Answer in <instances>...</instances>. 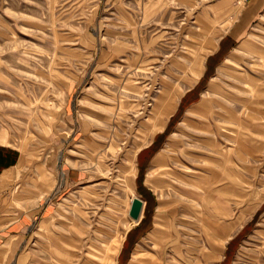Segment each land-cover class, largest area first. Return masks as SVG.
I'll use <instances>...</instances> for the list:
<instances>
[{"label": "rangeland", "instance_id": "obj_1", "mask_svg": "<svg viewBox=\"0 0 264 264\" xmlns=\"http://www.w3.org/2000/svg\"><path fill=\"white\" fill-rule=\"evenodd\" d=\"M1 146L2 264H264V0H0Z\"/></svg>", "mask_w": 264, "mask_h": 264}, {"label": "crops", "instance_id": "obj_2", "mask_svg": "<svg viewBox=\"0 0 264 264\" xmlns=\"http://www.w3.org/2000/svg\"><path fill=\"white\" fill-rule=\"evenodd\" d=\"M253 11H248L244 20H248L251 18ZM239 30L241 28H238ZM237 29V30H238ZM237 37L236 33H231L227 40L231 41V38L234 39ZM22 159L21 153H18L12 149H8L4 146L0 147V177L5 174V172L10 169L16 167L20 164ZM7 214L4 211L0 212V264L4 260H7L9 256V252L11 247L16 246V237L19 230L22 229V222H18L17 218L11 221H7ZM10 215V214H9ZM13 237V238H12ZM9 240V241H8ZM15 249V247H14Z\"/></svg>", "mask_w": 264, "mask_h": 264}, {"label": "water", "instance_id": "obj_3", "mask_svg": "<svg viewBox=\"0 0 264 264\" xmlns=\"http://www.w3.org/2000/svg\"><path fill=\"white\" fill-rule=\"evenodd\" d=\"M134 199H133L134 203L132 202L133 203L132 209L130 208L131 209L130 216L138 218L143 205V200L138 197H135Z\"/></svg>", "mask_w": 264, "mask_h": 264}, {"label": "bare ground", "instance_id": "obj_4", "mask_svg": "<svg viewBox=\"0 0 264 264\" xmlns=\"http://www.w3.org/2000/svg\"><path fill=\"white\" fill-rule=\"evenodd\" d=\"M133 203H134V201H133ZM133 203H132V206H133ZM142 208H143V205H142ZM142 208H141V211H140V214H141V212H142ZM131 209H132V207H131ZM130 212H131V210H130ZM140 216V215H139ZM133 219H138V218H136V217H132Z\"/></svg>", "mask_w": 264, "mask_h": 264}]
</instances>
